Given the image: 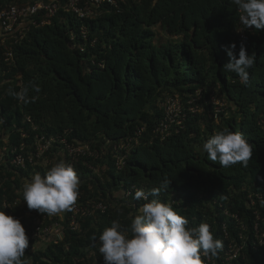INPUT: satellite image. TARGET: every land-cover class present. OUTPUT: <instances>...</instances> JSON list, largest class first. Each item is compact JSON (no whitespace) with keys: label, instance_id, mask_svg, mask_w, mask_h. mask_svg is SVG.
<instances>
[{"label":"trees","instance_id":"obj_1","mask_svg":"<svg viewBox=\"0 0 264 264\" xmlns=\"http://www.w3.org/2000/svg\"><path fill=\"white\" fill-rule=\"evenodd\" d=\"M36 1L0 0V10ZM58 2L52 15L42 10L25 21L18 42L0 44V211L5 202L13 217L28 209L23 184L60 161L79 177L76 202L102 201L107 208L81 215L79 229L68 227L72 208L62 212V219L53 215L60 219L63 236L46 244L29 240L23 259L100 264L102 231L114 220L130 229L152 199L137 200L134 190L147 193L168 177L170 188L159 199L188 220L186 227L209 225L224 244L213 257L217 264H223L231 238L242 246L231 264H264V243L255 235L257 227L264 237V29L253 26L240 37L237 8L228 0H116V6L103 1L84 19ZM233 42L237 55L241 42L249 55H256L248 86L222 70L229 60L224 46ZM30 81L40 88L38 93L30 89L33 102L25 105L9 94ZM167 98L177 99L181 109L162 131ZM215 101L222 102L219 111ZM196 106L201 110L191 109ZM224 128L242 133L253 145L247 166L225 169L202 151L203 143ZM50 137L54 142L34 163L24 168L9 164L14 147L28 154ZM61 138L88 144L98 156L74 161ZM255 193L263 199L255 198L252 205L249 195ZM16 198L22 202L13 204Z\"/></svg>","mask_w":264,"mask_h":264},{"label":"clouds","instance_id":"obj_2","mask_svg":"<svg viewBox=\"0 0 264 264\" xmlns=\"http://www.w3.org/2000/svg\"><path fill=\"white\" fill-rule=\"evenodd\" d=\"M228 3L237 8L241 25L237 31L253 26L257 31L264 29V0H228ZM235 49L234 42L224 46L229 60L222 70L237 74L240 83L248 86L249 69L255 64L256 55H249L243 42L238 55ZM30 89L40 91L39 86L30 81L19 92L9 90V94L27 105L35 99L29 95ZM202 151L208 160L227 169L236 164L247 166L253 156V145L242 133L224 128L203 143ZM170 184L171 179L164 177L159 187L147 193L135 191L137 200L152 199L139 209V214L131 220L130 229L114 220L99 235V253L103 255L104 264H201L202 255L216 257L223 249V241L214 238L207 223L188 228V220L159 199L161 191L169 189ZM79 186L74 167L60 161L43 176L36 173L26 181L22 196L29 210L60 217L58 214L71 210L76 203ZM29 240L20 220L0 211V264H30L29 260L23 259Z\"/></svg>","mask_w":264,"mask_h":264},{"label":"built area","instance_id":"obj_3","mask_svg":"<svg viewBox=\"0 0 264 264\" xmlns=\"http://www.w3.org/2000/svg\"><path fill=\"white\" fill-rule=\"evenodd\" d=\"M64 6L67 10L71 11L73 15L77 16L79 19H84L88 16L94 14L95 10L92 7L93 5H99L101 2L106 1L109 4L117 5L116 0H63ZM60 3L58 0H50L48 2H44L43 0L36 1L32 4H23V5H11L7 8L0 10V44L4 45L6 43H16L19 39L24 36L25 30L27 27L25 26V21L32 19V17L37 14L39 11L47 10L49 15H52L56 12ZM33 21L32 23H34ZM80 33L82 37H86L87 29L84 25L80 27ZM240 37H244L245 31H239ZM82 50V48H81ZM7 58L12 55L11 47L8 48V51L5 53ZM199 97V93H198ZM163 108L165 110V117L161 122V130L165 131L168 128V124L165 123L173 121L174 116L177 114L175 111V106L180 107L179 101L174 98H167L165 102H163ZM216 111L220 110L222 102L215 101ZM192 110H195L191 108ZM55 138H45L37 143L34 151L28 154H24L21 152H16V148L14 147L11 150L12 157L9 159V164L14 167L24 168L27 163H34L37 159H39L42 154L48 151L49 145L54 142ZM60 142L64 144V148L67 151L68 155L72 158V160L77 161L80 157H92L96 158L98 156V151L96 149L91 148L88 144H72L69 143L65 138H61ZM23 148V144L20 146V150ZM0 160H3V155L0 151ZM122 159L118 158L117 164H120ZM84 164L90 168L94 166L89 162L85 161ZM137 189L134 190V192ZM131 191H128L126 196L129 195ZM250 204H254L255 198H258L259 201H262L263 197L260 193H255L254 195H249ZM22 199L16 198L13 204L21 203ZM4 212L8 215H12L11 205L9 203H3ZM7 206V207H5ZM107 208V205L102 201H92L86 202L85 205L80 203H75L72 207L71 214L68 218L67 224L71 229H79L80 222L79 217L81 215H85L86 212H92L95 210H99L100 212H104ZM54 216H47L46 214H41L37 210H29L25 209L20 214H17L14 218H18L19 220H25L24 227L27 236L30 240H34L37 242L39 239V243L44 244L48 241L56 242L63 236V227L60 223V219H53ZM235 217H237L235 215ZM225 226V225H224ZM241 235V232L240 234ZM255 235L258 238V243L261 245L264 243L263 235H259L257 233V227H255ZM225 236L229 238L228 232H225ZM230 239V238H229ZM241 245H238L235 240L232 238L229 240L227 248L224 250V254L222 255V263L223 264H231V261L236 259L241 252ZM203 258L206 259V262L202 263ZM210 262L211 264H217V261L213 257H204L201 256V264H207ZM95 264V263H93ZM100 264H104V260L101 261Z\"/></svg>","mask_w":264,"mask_h":264},{"label":"rangeland","instance_id":"obj_4","mask_svg":"<svg viewBox=\"0 0 264 264\" xmlns=\"http://www.w3.org/2000/svg\"><path fill=\"white\" fill-rule=\"evenodd\" d=\"M193 109L197 108L198 110H201V108H198L197 106L196 107H192ZM181 109V106L180 107H176L175 106V111L176 112H179V110Z\"/></svg>","mask_w":264,"mask_h":264},{"label":"crops","instance_id":"obj_5","mask_svg":"<svg viewBox=\"0 0 264 264\" xmlns=\"http://www.w3.org/2000/svg\"><path fill=\"white\" fill-rule=\"evenodd\" d=\"M58 215L62 216L63 214H62V213H60V214H58Z\"/></svg>","mask_w":264,"mask_h":264}]
</instances>
